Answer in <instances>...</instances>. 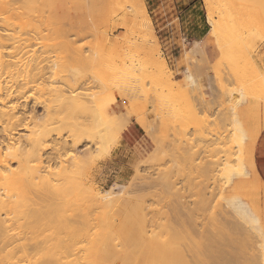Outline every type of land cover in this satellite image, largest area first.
I'll use <instances>...</instances> for the list:
<instances>
[{"label":"bare ground","instance_id":"bare-ground-1","mask_svg":"<svg viewBox=\"0 0 264 264\" xmlns=\"http://www.w3.org/2000/svg\"><path fill=\"white\" fill-rule=\"evenodd\" d=\"M210 1L206 0L208 6ZM81 5V0H0V103L16 101L13 104L10 103V112L0 111V124L3 126V123L7 121V126H9L8 129L3 126L4 128L1 127L2 130H0V134L4 133L3 136L0 135V264H202L203 258L208 257L213 260L212 264H219L217 257L213 254L206 255L207 248L213 247L220 236L229 237L231 231L228 233L229 230L215 216L217 206H215L216 209L213 213L210 209L213 214L212 217L209 216L212 219L208 217L211 224L210 231L206 232L203 226V231L202 228L199 229L201 227L199 224L202 223L200 221L201 215L210 212L208 211L210 200L206 198V186L202 192L198 190L201 192V200L199 199V205L196 203V207L192 208L194 207L192 206V209H190L189 203L187 207L184 203L186 208L184 207L183 200L181 201L184 198L178 193L180 189H177L176 194L171 192L174 198L176 196L178 199V201L176 200L177 207L174 206L175 208H173L176 212L175 219H170L166 213H163L165 211L157 212L156 209L153 213L151 207L154 216L148 217L152 213H148L147 208L149 206H143L146 203L144 198L141 201L145 203L142 205L137 203V205L135 202L136 206L134 205L133 209H130L127 207L132 204L131 200H120L123 197H117L113 190V192L109 191L101 195L96 189L88 186L85 182H81L82 180L80 181L81 177L83 179L85 177L81 176L83 171L91 167V165L88 166L90 163H88L89 158L87 157L89 154L93 157L91 150L92 153L82 151V153L75 154L72 159L67 161L68 164L66 163V165L61 162L58 164L60 165L59 169L55 163L57 172L52 169V163L58 159L61 161L58 156L61 154L60 149H62L63 143L59 145V142L54 141L51 144L53 145L52 150L56 151V158L55 155L45 157V151L51 146L49 139L54 133V135L61 136L66 131L67 136H69L68 139L71 138L74 144V148L80 143L82 144L83 137L84 139L86 137L85 140L91 137L93 143L99 139L97 142L104 145L105 151H108L106 148L109 149L111 145L119 142L123 132L130 126L132 117H135L137 123L150 134L153 127L148 126L149 121L146 120L148 117L145 116L146 119L144 118L147 122L142 119L143 115H141L142 118L139 117V114H143L145 110V108L143 111L141 110L143 105H141V109H139L140 107L135 109L136 112H141L139 114H132L133 111H131L132 116L128 112H126L128 116L126 114L125 117L117 114L121 108L120 105L116 106L117 99L113 97L111 92L112 86H116V90L118 89L117 92L119 91L122 99L126 98L124 92L129 79L137 84L136 87L145 82L146 76L153 79V82L149 79L153 84L154 80L156 83L158 81L160 83H157L158 86L155 83L157 87L167 83L163 87L169 86L170 92L174 86L170 87L173 83L167 75L166 62L164 60L160 62L156 58L157 55L159 57L157 47L151 40L145 39L143 44L138 45V47H142L140 48L142 52L145 50L144 56L148 55V57L143 56V60L145 62L148 60L150 63V65L148 62L144 64L151 66V70L153 69L150 71L151 73L145 70L146 73L143 68L144 65L141 64V67L131 58V62H124V68L118 80L116 78V82H112L115 84H111L112 86L110 84L101 85V91L95 95L85 94V87L83 88L81 85L83 76L73 72L93 67L96 64L98 66L102 63L96 61L98 60L96 54V59L85 57L82 50L77 46V39L81 35L82 29ZM258 8L257 6V10L262 14L264 11L261 9V12ZM145 15L146 26L151 30L152 21L146 13ZM209 21L213 32L217 34L220 23L215 22L212 17ZM72 34L76 39L72 38V41H69L71 40L69 36ZM136 44L138 43L136 42ZM149 44L152 47L148 48ZM195 44L198 45L199 43L195 42ZM34 45H37V49H41V54L26 61L27 59L23 58L24 54H27ZM131 49L134 50L132 46L128 48V50ZM140 49L137 48L136 52ZM64 54L66 56H62ZM92 55L94 56V54ZM136 61L138 62V60ZM146 67L148 68V66ZM48 74L50 76L45 78ZM65 74L68 75L65 76ZM187 78L193 87L192 82L194 84L196 82H194L192 75H187ZM133 85L135 86V84ZM80 86L82 90H79ZM28 90L39 92L35 104L44 110L43 114L39 115L34 109L26 111L27 108H25L22 116L14 114L18 109L19 101ZM240 90L243 91V94L247 92L245 89ZM183 91L181 94L184 93ZM184 94L186 98H190L191 93L188 95L189 93L186 94L185 91ZM246 94L248 96L250 93L247 92ZM157 95L159 96V94ZM244 95H241L243 100H245ZM133 96L135 98L136 93L131 96L132 98L130 97L131 100ZM139 96L141 95H138L137 98H140ZM256 96L262 98L263 95ZM251 97H255V95ZM154 98L157 97L154 96ZM155 99H152L153 106L156 102L158 104V98L156 102H154ZM239 99L244 102L241 98ZM130 102L128 104L136 106L138 103L141 104L142 100L141 102ZM231 111L234 116L231 121L234 128L231 131L235 132L230 139L228 138L231 146L226 150L227 155L224 159L223 168L220 169L222 173L220 177L223 178L225 186L221 184L220 188L218 186L219 181L216 183L219 187L216 186V188L219 189L218 192L221 195H218L219 199L221 197V200L226 202L227 209L218 202L221 205L218 206L224 208V211L226 210L224 212L220 208L218 211H220L221 217L224 214L227 215L225 218L229 216L230 223L233 225L232 234L236 232V234L240 233L239 235L245 236L242 244L240 242V252L248 254V264H264L262 214L255 203L258 193L253 190L254 184L250 182L251 177L254 176L257 181L256 186L264 189V183L259 179L255 166V145L264 125H259L254 131L249 132L237 118L236 108L233 107ZM96 122L100 124L98 125ZM19 126L28 134L16 137V140L10 138V134L12 136L16 134ZM6 132H10L9 136H6L8 134L5 135ZM223 140H225L224 137ZM58 145L61 148H57ZM190 148H188L189 152ZM188 149L183 151L188 153ZM192 153L189 155L192 157L189 161L196 160V152ZM184 158L186 157L184 156ZM11 162L18 165L14 170L7 166ZM92 164L94 167L95 162ZM195 166L193 164L194 170L191 167L194 173L197 169ZM50 169L54 171L52 172ZM88 169L90 170V168ZM88 169L85 170L84 174L89 173ZM206 170L201 169L199 172L201 174H197L198 177L204 176ZM190 174L192 175V173ZM86 176L88 175L86 174ZM200 178L203 177L200 176ZM166 179L164 178V180ZM235 179H238L239 182L238 185L234 186ZM214 181L213 184L209 182L213 185V189H215ZM167 182L165 181V186H172V183ZM150 183L147 184L152 187V183L151 185ZM147 184L146 187L144 186L145 188H147ZM188 186L182 188H188ZM190 186L188 190L191 189ZM228 187H233L229 196L226 195ZM155 188L157 189V187ZM186 193H190V191ZM215 193L213 190L211 196L217 194ZM152 194L154 193L152 192ZM195 195H198L197 192ZM137 199L140 200V198ZM160 203L163 205L161 201ZM98 210L99 212H97ZM100 210L103 215L98 214ZM115 214L118 218H115ZM225 218L223 219L225 220ZM204 222L208 224V221L204 220ZM84 241L88 242L90 247L87 248L84 255H80V244ZM254 244H258L255 247L256 251Z\"/></svg>","mask_w":264,"mask_h":264},{"label":"rangeland","instance_id":"rangeland-1","mask_svg":"<svg viewBox=\"0 0 264 264\" xmlns=\"http://www.w3.org/2000/svg\"><path fill=\"white\" fill-rule=\"evenodd\" d=\"M184 1L188 3L193 1L196 4V8L188 13L185 6H183ZM164 2V9L166 12L162 14L160 11H164V9H157V0H81L82 29L81 35L77 39V46L82 50V54L85 55V57L96 59L98 56V60L96 61L98 63L101 61L100 63H102L98 66L96 64L93 67L91 66L73 72L80 74V76L84 78H82L81 85H83V88L85 87V90L83 89L85 92H82L91 96L101 91V85L115 84L112 82L118 80L124 68L125 61L126 63L131 62V60L135 61V63L141 67L144 65V71L147 70L148 73H151L150 71L153 69L151 70V66L149 67L150 63L148 60L146 62L143 60L144 57H148V55L144 56L145 50L142 49L144 50V52H142L140 49L142 47H138V45L143 44L142 42L145 39L151 40L157 47L159 57L157 55L156 58H158L160 62L163 60L166 62L167 75H169L172 81L171 83H173L170 87L174 86L171 88L172 92H170V89L168 90L169 86L167 88L163 87L167 83L157 87L160 83L157 81V84L154 80L153 84V79L146 76L144 80L146 83L143 82L142 85L136 87L137 84L129 79L126 83L128 88H126V86L124 92L126 98L122 99L119 95V91L117 92L118 89L116 90V86L113 87L111 85L113 97L117 99L116 106L120 105L121 108L117 114L119 116L124 115V117L127 114L126 112H128L130 116H132L131 111H133L132 114H139L141 112H136L135 109L138 107L141 109V105H143L141 110L143 111L145 108L146 112H144V110L143 114H139V117L141 115L144 116L140 117H143L142 119H144L145 116L146 118L148 117L145 119L149 121L148 126L151 125V127H153L151 128L152 132L150 131V134H148L141 125L137 123L136 118L132 117L129 128L131 127L133 137L128 135V138L130 137V140H128L124 135L125 132L127 133L128 128L123 132L122 139L120 138L121 140L119 139L117 144L111 145L113 143L110 142V148H106L108 151H105L104 145L97 142L99 140L98 138V140L96 139L97 141L95 140L96 143H93L91 137L87 138V140H85L86 137L85 139L83 137L82 144L80 143V145L74 148V144L71 138L68 139L69 136H67L68 133L66 131H64L61 136H57V134L54 135V133L49 139V144H53L54 141L59 142V145L63 143V146H61L63 150L60 149L61 154L59 153L60 155L58 156L61 158V161L58 159L56 160L58 162H53L52 169H57L60 166L58 164L61 162L65 163V165L66 163L68 164L67 161L72 159L77 153H82V151H89L90 153L92 151L95 160L92 155L89 154L90 156H87L89 159H86H88V163H90L88 166L91 165V167L87 166L90 170L85 167L88 169L89 173L87 172L84 174L87 169L83 171L81 176H85V180L81 177V182H85L88 186L96 189L101 195L113 190L117 194V197H123L120 200H131L132 204L127 207L130 209H133L134 205L136 206L137 203L142 205L146 202L145 205L143 204L144 207L147 205V207L153 208V213H155L156 209L157 212L165 211L163 213H166L170 219L176 218V212H174L173 208L178 205V199L176 196V199L174 198V193L176 194L180 189L181 191L179 190L178 193L184 198L181 199V201L183 200L182 203H185L186 207L189 203L190 206H188L192 209L196 207V203L199 205L200 202L198 201L201 198L200 193L206 186V198L210 200L208 209L210 212H208L209 214L203 212L204 215L207 214V218L204 217L202 212L200 213V215L202 214L200 219L202 223L200 221L199 223L202 225L199 224V226H201L199 229L202 228V231L205 229L206 232L210 231L211 224L209 221L212 219L211 215H213L212 213L216 209L215 206H217L218 209H216V212L214 211L215 216L219 218L229 230L225 229L228 233L231 231L229 237L222 235L213 247H208L206 255L209 256L213 254L217 257L219 264H248V254L245 252L244 254L242 251L240 252V242L242 244L245 236L242 234L239 235L240 233L236 234V232L232 234L233 225L230 223L229 216L225 218L227 215H222V217L225 218L224 220L219 215L220 211L218 210H220V208L221 210L224 208L227 209V206L225 205L226 202L221 200V197L219 199L221 195L218 192V186H220V188L221 184L225 186L222 180L223 178L220 177L222 175L220 169L222 170L223 168L224 159L227 155L226 150L231 146V144H229V139L235 132L231 131L232 128H234L231 122L234 118L231 109L233 107L236 108L237 118L249 132L254 131L259 125H264V12L260 14L259 10H257L258 6V9L264 11V0H211L209 6L206 0H183L179 2H177V0H164ZM145 13L152 21L151 30L146 26ZM210 17H212L215 22L220 23L217 34L212 30L209 21ZM196 34L200 36L208 34V38L204 42H200V44L196 45L193 44L194 38L197 36ZM209 34L213 38H210ZM72 35L69 36L71 39L69 40L68 38L69 41H72V38L76 39L75 36L73 35V37ZM136 42L138 44H136ZM135 44L140 51L136 52L137 48H135ZM150 45L151 44L147 47H152ZM131 46L134 50H128ZM40 54L41 49H37V45H34L27 54H24L23 58H26V61H28ZM92 54H94V56ZM95 54L97 56H95ZM62 56L66 55L64 54ZM136 60H138V62ZM147 62L149 65L144 64ZM146 66H148V68ZM147 71L145 72L147 73ZM186 73L187 75H192L194 82H196L195 84L192 82L193 87L190 84L191 82L187 81L188 78ZM67 75L65 74V76ZM48 76L50 75L48 74L45 78H48ZM149 79H151L150 81L152 82H150ZM155 83L157 86H155ZM133 84H135V86ZM139 87L142 88L140 89ZM240 89H245L250 94L247 96L246 92L244 93L245 96ZM79 90H82L81 86ZM181 91L184 93L186 91V94L189 93L188 95L191 93L190 98H186L183 92V94H181ZM135 93L137 96L135 98L133 96L131 100L130 97L135 95ZM138 95H141L139 96L140 98H137ZM241 95H244L245 100H243ZM249 95H255V97ZM256 95L263 96L261 98ZM38 96L39 92L36 90L26 91L24 97L19 101L18 109L14 114L22 116L25 108H27L26 111L34 109L39 115L43 114L44 110L35 104ZM154 96L158 98H156L158 104ZM239 98L244 102H241ZM152 99H155V106H153L154 103ZM128 101H131L130 103H132V101H137L141 102V104L138 103L137 105L135 104L136 106H132V104H128ZM15 102L0 103V111L10 112V103L13 104ZM145 119L144 122H147ZM3 124L5 128L9 127L7 126V121ZM3 126L0 124V130L4 128ZM9 134L10 132L5 133L6 136H9ZM27 134L28 132L22 130L19 126L16 130V134H14L15 137L11 134L9 137L12 139L15 138L14 140H16V137L18 138L19 136H25ZM0 135L3 136L4 133ZM223 137L225 140H223ZM59 145L57 148H61ZM52 148L53 145L45 151V157H53L56 154V151L52 150ZM188 148L191 149L190 152ZM219 148L223 150L220 149V151ZM186 149H188V153L183 151ZM192 152H196L195 162L193 159L189 161V159L192 158L189 156ZM2 153H4V151H2ZM56 156L57 155H55V158ZM184 156L187 159L184 158ZM94 162L95 165L93 167L92 163ZM55 163H57V168ZM190 164L192 165L190 166ZM193 164L194 166L196 164V174L192 171L194 170ZM7 166L14 170L18 165L17 163L11 162ZM52 169H50V171ZM201 169L206 170L207 174L210 173L208 175L205 173L204 176L200 175L203 177L200 178L198 175L201 174L199 173ZM54 170H52V172ZM55 171L57 172V170ZM190 173H192V175ZM86 174L88 176H86ZM189 175L193 176V178H191V176L189 177ZM213 176L216 178L214 179ZM164 178L167 179L164 180ZM206 179L208 182H205ZM165 181L172 183V186H165ZM213 181L215 182V189H213ZM222 181L223 183H221ZM174 182L175 184H173ZM238 182L239 180L235 179L234 186L238 185ZM250 182L254 184L253 190H256L258 193L256 194L255 203L261 210L264 231V189L256 186L257 181L254 179V176L251 177ZM145 183H150L154 188L150 187L149 184H147V188L149 186L150 190L149 188H145ZM199 183H201V186H199ZM216 183L219 185L217 186ZM186 185H191V189L188 190L189 186L188 188H182ZM216 186L218 188H216ZM140 187L142 190H140ZM155 187H157V189ZM200 187L201 189H199ZM233 187H228L226 195H231ZM196 189L197 191H195ZM198 190H201V192ZM213 190L217 194L215 193L216 195L211 196ZM120 191L125 192H121L123 196L119 195L121 194ZM188 191H190V193H186ZM152 192L154 194H152ZM196 192L198 195H195ZM147 195L150 197L148 198ZM154 195L155 197H153ZM186 195L189 198L185 197ZM137 198H140V200ZM143 198L145 202L141 201ZM160 201L163 205H161ZM218 202H220L222 207H225H219L218 205L220 204ZM149 208H147V210H149L148 213H152L151 208ZM97 212H99V210ZM102 213L103 212L100 210L98 214L100 215ZM153 213L148 217H152ZM115 218H118L116 214ZM204 220L206 222L208 221V224H206ZM163 221L165 222L166 220L164 219ZM257 245L258 244H254V250ZM89 247L90 245L88 242H82L80 244L81 249L79 250L80 255H84ZM255 251L254 253H256ZM212 262L213 260L208 257L203 258L201 263L212 264Z\"/></svg>","mask_w":264,"mask_h":264},{"label":"crops","instance_id":"crops-1","mask_svg":"<svg viewBox=\"0 0 264 264\" xmlns=\"http://www.w3.org/2000/svg\"><path fill=\"white\" fill-rule=\"evenodd\" d=\"M179 1H183V0H177V2ZM183 6H185V9H187L188 13H190L196 8V4L193 1L189 3L184 1ZM164 7H165L164 0H157V9L161 10V9H164ZM160 12L163 14V12H166V10L164 9V11H160ZM196 35L197 36L194 38L193 44H195V42H198L200 44V42H204L208 38V34H204L201 36L198 34ZM209 37L213 38L211 37L210 34H209ZM124 135L127 137L128 140H130V137H133V134L131 133V127L127 130V133L126 132L124 133ZM128 135L130 136L129 138H128ZM255 166H256V173L259 179L264 183V128L255 145Z\"/></svg>","mask_w":264,"mask_h":264},{"label":"built area","instance_id":"built-area-1","mask_svg":"<svg viewBox=\"0 0 264 264\" xmlns=\"http://www.w3.org/2000/svg\"><path fill=\"white\" fill-rule=\"evenodd\" d=\"M186 40V39H185Z\"/></svg>","mask_w":264,"mask_h":264}]
</instances>
